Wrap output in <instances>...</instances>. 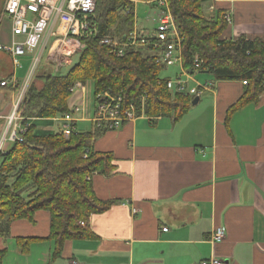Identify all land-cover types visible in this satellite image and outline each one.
Returning <instances> with one entry per match:
<instances>
[{
    "label": "crops",
    "instance_id": "obj_1",
    "mask_svg": "<svg viewBox=\"0 0 264 264\" xmlns=\"http://www.w3.org/2000/svg\"><path fill=\"white\" fill-rule=\"evenodd\" d=\"M131 1L134 7L144 2ZM202 8L208 18L218 11L231 16L224 39L264 38V0H204ZM134 29L144 33L136 21ZM17 69L0 53V81L8 83L0 87V132L23 85ZM208 84L178 120L144 115L95 138L93 151L109 154L114 171L93 174L92 190L97 200L113 204L90 216L81 227L85 235L65 240L58 256L53 241L34 242L27 254L16 244L17 238L49 236L46 211L33 222H13L10 236L0 238V250H7L2 264H199L212 257L223 264H264V91L227 119L245 86ZM75 93L68 107L81 103L76 131L94 132L93 107L88 112L85 93ZM40 125L55 127L51 121ZM83 125L89 129L79 130ZM216 228L225 238L212 244Z\"/></svg>",
    "mask_w": 264,
    "mask_h": 264
},
{
    "label": "trees",
    "instance_id": "obj_2",
    "mask_svg": "<svg viewBox=\"0 0 264 264\" xmlns=\"http://www.w3.org/2000/svg\"><path fill=\"white\" fill-rule=\"evenodd\" d=\"M166 2L181 38L182 67L191 69L197 55L202 60V73L211 75L214 81L246 82L245 93L229 107L227 119L246 104L256 102L264 91V38L224 39V15L218 11L206 17L204 0ZM153 7L156 9V5ZM134 11L131 0H97L99 37L83 41L84 49L66 74H43L38 86L31 80L27 87L19 107L21 125H28L20 134L22 142L0 151V238L10 236L13 222H33L38 211L49 214L50 224L46 239H16L21 254H27L32 243L47 240L54 242V254L58 256L65 240L85 235L81 222L86 223L90 216L113 204L97 200L91 185L93 174L110 175L114 171L111 156L92 149L93 140L104 131H73L64 139L40 125L69 113V90L74 84H91L94 91L111 89L124 98L126 105L137 104L141 96H146L147 118L178 120L191 107L194 98L167 90L169 79L161 77L167 67L159 62L158 51H153V38L147 47L127 49L122 57L109 54L100 45L103 36L124 40L133 31ZM6 253V249L0 250V264Z\"/></svg>",
    "mask_w": 264,
    "mask_h": 264
},
{
    "label": "built area",
    "instance_id": "obj_3",
    "mask_svg": "<svg viewBox=\"0 0 264 264\" xmlns=\"http://www.w3.org/2000/svg\"><path fill=\"white\" fill-rule=\"evenodd\" d=\"M96 2L97 0H5L1 16L5 15L10 22V44H0V53L9 56L16 69L21 68L19 58L25 57L28 53L35 54L30 60L27 76L19 89L13 111L6 119L7 129L0 139V151L4 150L5 143L22 142L20 134L26 131L28 125L25 127L21 125L19 107L30 81L41 64L44 52L46 51L47 57L51 55L56 58L68 57L66 47L70 43L79 45L82 40L99 37ZM148 3L156 5L158 11L157 27L151 36L134 29L122 41L117 37L103 36L99 39L100 45L106 47L109 54L122 57L127 49L147 47L149 39L153 38V51H158L159 62L167 68L179 66V75L174 80L166 81L167 90L171 93L199 99L205 91L211 88V85L205 83L189 88L188 81L192 80L194 73H202V60L195 55L191 69L185 70L182 67L181 38L166 0H148ZM224 21L230 24L231 16L225 14ZM242 84L245 86L246 82ZM7 85L5 80L0 82L2 88ZM77 91L86 93V86L76 83L69 90L72 95ZM93 103V116L89 122L95 130L110 132L118 130L124 123L144 116L146 96H141L137 104L126 105L120 94L112 92L111 89H98L93 92ZM80 112L82 109L74 106L63 117L51 119L50 121L56 127L53 131L62 135L64 139H68L72 132L76 131L75 116ZM80 226L84 227L85 223L81 222ZM162 231L166 232L167 229H162ZM224 238V230L216 228L211 234L210 242L219 244ZM71 264L78 263L73 261ZM199 264H223V262L212 257Z\"/></svg>",
    "mask_w": 264,
    "mask_h": 264
},
{
    "label": "rangeland",
    "instance_id": "obj_4",
    "mask_svg": "<svg viewBox=\"0 0 264 264\" xmlns=\"http://www.w3.org/2000/svg\"><path fill=\"white\" fill-rule=\"evenodd\" d=\"M137 1V0H136ZM2 2L3 0H0V44L2 45H9L10 44V22L8 18L5 15L1 16V7H2ZM137 3V2H136ZM135 12L137 19L135 20L137 23V26L141 27L144 29V34L152 35L154 33V30L157 27L156 24V16H157V9L155 7H152L150 5L145 4L144 2H138V4L135 7ZM110 37H112L110 35ZM82 40L80 41L79 45L77 43H70L67 45V52L69 53L68 57H62L60 56L59 58L54 57V55H51L50 57L46 56V51L44 52L41 64L39 65L37 72L34 74V77L32 78V82L34 81L33 84H36L37 86L39 85V80L40 77L43 74H50L52 76H56L54 74L58 73L60 75H64L68 72V70L72 67V65L78 60L79 55L81 54L82 50L84 49V44ZM35 53H28L25 57L19 58V64L21 65V68H18V74L24 73V75L19 79L21 81V85L23 82H25V76L27 75L29 66H30V60L34 56ZM2 67H5V64H2ZM57 74V75H58ZM179 75V66L175 65L173 67H168L166 68L162 73L161 77L166 78V79H171L174 80L176 76ZM194 80V81H193ZM207 81L210 83H213L214 79L211 77L209 74L205 73H194L192 75V80L188 81V87H195L197 84H203ZM31 82V81H30ZM90 85V86H89ZM86 86V93L84 95L85 99V104L88 109V112L92 109L93 107V92L94 88L91 84ZM77 96V93L73 94L71 97V100H75ZM82 96V95H81ZM82 99V97H81ZM77 106L82 107L81 103L79 102ZM82 114H79L81 116ZM4 124L2 125V129L0 132V139L4 135V132L6 131V121H2ZM1 122V124H2ZM91 126V125H90ZM79 130H85L89 129L86 127V125H83V127H79ZM1 142V140H0ZM10 145V143H5L4 148ZM3 150V149H2Z\"/></svg>",
    "mask_w": 264,
    "mask_h": 264
},
{
    "label": "water",
    "instance_id": "obj_5",
    "mask_svg": "<svg viewBox=\"0 0 264 264\" xmlns=\"http://www.w3.org/2000/svg\"><path fill=\"white\" fill-rule=\"evenodd\" d=\"M4 1V0H3ZM3 3L4 2H2V7H1V10H2V8H3ZM2 12V11H1ZM198 103V98H195L194 100H193V102H192V106H195L196 104Z\"/></svg>",
    "mask_w": 264,
    "mask_h": 264
},
{
    "label": "flooded vegetation",
    "instance_id": "obj_6",
    "mask_svg": "<svg viewBox=\"0 0 264 264\" xmlns=\"http://www.w3.org/2000/svg\"><path fill=\"white\" fill-rule=\"evenodd\" d=\"M3 2H5V0H4ZM3 4H4V3H3Z\"/></svg>",
    "mask_w": 264,
    "mask_h": 264
}]
</instances>
